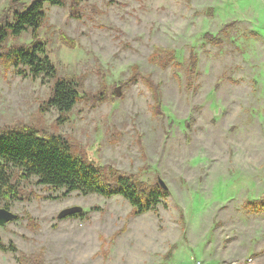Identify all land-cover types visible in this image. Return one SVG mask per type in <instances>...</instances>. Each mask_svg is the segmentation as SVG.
Listing matches in <instances>:
<instances>
[{
  "label": "rangeland",
  "instance_id": "374dc122",
  "mask_svg": "<svg viewBox=\"0 0 264 264\" xmlns=\"http://www.w3.org/2000/svg\"><path fill=\"white\" fill-rule=\"evenodd\" d=\"M11 1L0 0V16L33 0ZM79 5L75 17L69 1L45 5L37 34L57 77L79 83V102L56 124L57 110L43 106L52 83L0 61V131L60 135L98 165L146 186L161 181L168 200L135 216L120 196L63 198L30 180L22 189L31 197L11 202L16 220L0 227L16 248L0 264H264V211L247 203L264 201V0ZM32 40L30 31L9 38L0 55ZM153 48L173 50L181 67L148 63ZM142 76L158 85L156 112ZM73 207L81 217L57 219Z\"/></svg>",
  "mask_w": 264,
  "mask_h": 264
},
{
  "label": "trees",
  "instance_id": "16d2710c",
  "mask_svg": "<svg viewBox=\"0 0 264 264\" xmlns=\"http://www.w3.org/2000/svg\"><path fill=\"white\" fill-rule=\"evenodd\" d=\"M68 1L71 5L70 15L75 17L82 0H33L23 10L10 8L0 16V50L9 38H19L28 31L33 39L26 46L16 45L8 48L0 55V61L5 68H12L19 75L27 74L32 79L40 78L52 83L51 97L43 106L57 110L56 124L66 121L67 115L79 102V83L74 78L57 77V70L46 54V44L38 40L37 34L46 20L45 5L63 8ZM204 37L210 43L217 44V37ZM187 62L186 74L191 78L197 61L190 54ZM148 63L162 70L169 66L176 69L181 67L173 50L160 48H153ZM131 70V74H134L132 77L137 80V67L134 66ZM135 79L133 81H136ZM140 81L152 96L156 104L153 110L156 112L160 102L158 85L153 83L150 76H142ZM30 180L46 190L61 191L60 196L63 198L74 192L83 197L98 195L105 199L120 196L129 203L135 216L148 211L155 212L156 207L161 202L166 203L169 196L157 183L146 186L135 176L120 174L111 167L106 168L94 163L84 152L77 150L60 135H43L33 128H7L0 131V201L6 210L10 208L11 202H23L31 197L22 189L23 184L30 183ZM247 203L254 214L264 211L263 200ZM245 208L247 209V206ZM1 252L14 254L16 248L12 244L7 246L0 240ZM17 262L24 264L23 259L18 258Z\"/></svg>",
  "mask_w": 264,
  "mask_h": 264
},
{
  "label": "water",
  "instance_id": "95a60500",
  "mask_svg": "<svg viewBox=\"0 0 264 264\" xmlns=\"http://www.w3.org/2000/svg\"><path fill=\"white\" fill-rule=\"evenodd\" d=\"M20 0H12V4L19 2ZM160 187H162L163 189L166 190V187H164V185L162 184L161 181L158 182ZM82 209L79 207H73L71 209H65L62 210L58 215H57V219L61 220V219H66L69 217H74L73 215H78L82 213ZM16 215L13 214L12 212H10L9 210L6 209H0V227H3L9 223H11L12 221L16 220Z\"/></svg>",
  "mask_w": 264,
  "mask_h": 264
},
{
  "label": "built area",
  "instance_id": "2783aa9c",
  "mask_svg": "<svg viewBox=\"0 0 264 264\" xmlns=\"http://www.w3.org/2000/svg\"><path fill=\"white\" fill-rule=\"evenodd\" d=\"M252 263V260H246V262H237V263H229V264H251Z\"/></svg>",
  "mask_w": 264,
  "mask_h": 264
}]
</instances>
